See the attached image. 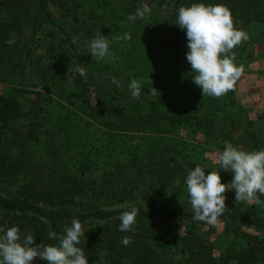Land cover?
I'll use <instances>...</instances> for the list:
<instances>
[{
  "label": "rangeland",
  "instance_id": "1",
  "mask_svg": "<svg viewBox=\"0 0 264 264\" xmlns=\"http://www.w3.org/2000/svg\"><path fill=\"white\" fill-rule=\"evenodd\" d=\"M43 2L51 24L37 0H0L5 24L0 26V108L6 110L0 118V160L7 148L14 152L21 145L26 154L4 165L0 196L34 197L46 201L44 208L81 213L150 205L192 209L187 170L196 164L206 174L218 168L214 157L226 142L247 151L264 149V17L252 0H195L226 5L236 26L249 35L233 49L244 72L234 89L218 98L203 97L192 80L186 31L175 24L178 9L191 5L187 0ZM145 4L151 12L130 21ZM57 27L72 41L79 37L75 51ZM97 30L110 41L111 55L101 61L87 46ZM124 33L131 40L117 41ZM80 67L86 82L71 75ZM133 78L142 85L139 99L130 95ZM152 87L160 95H152ZM7 98L15 99L16 109L5 106ZM125 100L139 103L120 105ZM220 176L225 184L233 179L231 171L220 170ZM225 196L228 211L264 217V196L259 204L235 203L234 189ZM119 224V217L83 224L80 244L88 264H137L143 254L151 264H190L187 242L209 248L216 264H264V232L223 217L216 224L193 217L136 220L131 232L118 231ZM155 235L170 242L169 253L153 254ZM124 236L132 238L128 246L121 243Z\"/></svg>",
  "mask_w": 264,
  "mask_h": 264
},
{
  "label": "clouds",
  "instance_id": "2",
  "mask_svg": "<svg viewBox=\"0 0 264 264\" xmlns=\"http://www.w3.org/2000/svg\"><path fill=\"white\" fill-rule=\"evenodd\" d=\"M151 8L145 4L130 14L128 19L135 22L144 19ZM176 25L186 31L188 52L186 59L194 73L192 80L202 90V95L221 97L234 89V85L244 72L243 65H238L233 49L249 39L247 31L237 27L231 10L224 4L192 3L178 9ZM129 33L117 37V41L131 40ZM79 37H73V43ZM8 44L13 40L6 41ZM89 53L97 61L111 55L109 36L97 30L96 35L87 42ZM69 72V69H68ZM71 75L84 78L87 73L83 67L72 70ZM113 83L120 87V81L112 78ZM152 82V81H151ZM130 95L139 99L141 82L133 78L129 84ZM42 90V89H38ZM158 90L152 87L151 94ZM160 95V93H159ZM214 162L219 165L206 174L205 169L196 164L187 170L185 184L190 197L193 219L207 224H216L228 209L225 193L235 190V203L254 202L259 204L260 196H264V149L247 151L226 142L224 150L217 152ZM220 170L231 171L233 179L230 183H222ZM138 209L132 206L129 211L120 214L118 231L131 232L136 223ZM85 231L79 219H72L70 226H65L62 234L49 231V239L53 244L44 242L36 244L32 233H20L18 226L0 227V264H33L38 257L46 264H88L84 249L79 247L80 238ZM124 246L132 243V238L121 239Z\"/></svg>",
  "mask_w": 264,
  "mask_h": 264
},
{
  "label": "trees",
  "instance_id": "3",
  "mask_svg": "<svg viewBox=\"0 0 264 264\" xmlns=\"http://www.w3.org/2000/svg\"><path fill=\"white\" fill-rule=\"evenodd\" d=\"M189 4L196 3L195 0H187ZM252 7L261 8V16L264 17V0H252ZM37 6L39 10L42 11L43 17L46 23L51 24L50 22V14L47 10L43 0H37ZM248 8H245V11ZM245 13V12H244ZM240 14L234 16L238 18ZM0 26H5L4 23H0ZM58 28V27H57ZM64 37L65 45L75 51V46L72 41V36L69 32L65 31L62 28H58ZM2 33V32H1ZM116 87L115 84H112V88ZM15 99L7 98L5 100V106L9 110L16 109L17 102ZM139 100H131L130 102L120 103V105H136ZM16 111V110H15ZM6 113L5 109L0 108V118L4 120L3 115ZM17 135L13 136V139L16 138ZM12 141V140H11ZM10 141V142H11ZM16 153H19L16 158ZM25 152L20 145L18 150L12 152L11 148L4 149L1 152V160H0V177L5 176L4 173V165L7 161H21L23 157H25ZM44 203L46 201H39L36 198L29 199H19L14 197H3L0 196V227L7 226H18L20 229V233L23 236L25 233H32L34 237H36V244H39V241L42 239H46L49 241V244L56 243L49 239L48 233L49 231H55L58 235L63 233L64 227L70 226L72 219L76 218L83 224H86L89 221L94 220H112L120 216V214L124 211H129L130 209H118V210H95L89 209L87 212H75L69 210V208H44ZM138 215L136 220L143 221H155V220H163L166 222H174L181 219H188L194 216V212L192 209L188 208H177L176 210H170L166 207L162 206H147L145 208L138 207ZM221 217L227 219V223L229 224H238L246 227H250L253 229L261 230L264 232V217H249L245 213L237 214L230 211H227ZM170 242L164 240L159 235H155L150 238V245L152 248L153 254L164 255L171 251L169 246ZM187 246L186 253L189 256L190 264H216L213 256L207 252L209 248L204 246L203 244L194 245L191 243H185ZM81 247V244L78 245ZM204 253V255H203ZM115 258H111V261ZM42 262L46 264L45 261L39 259L38 257L33 261V264H39ZM137 264H151L149 256L147 254H143Z\"/></svg>",
  "mask_w": 264,
  "mask_h": 264
}]
</instances>
